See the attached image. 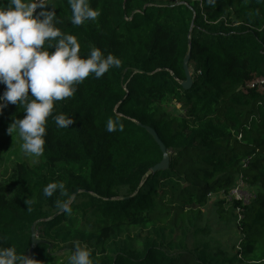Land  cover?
<instances>
[{"label":"trees","instance_id":"trees-1","mask_svg":"<svg viewBox=\"0 0 264 264\" xmlns=\"http://www.w3.org/2000/svg\"><path fill=\"white\" fill-rule=\"evenodd\" d=\"M52 2L81 55L98 47L121 64L55 102L40 161L16 162L0 180V246L26 255L33 226L39 241L29 256L38 264H64L55 253H72L76 242L94 264L264 258V85L245 86L264 77V0H89L100 15L81 26L70 23L67 0ZM187 54L192 83L183 88ZM57 114L74 123L57 128ZM23 115L12 104L0 111V156L14 145L8 125ZM109 118L123 131H106ZM139 124L165 145L166 169L146 174L162 153ZM239 174L247 203L219 196ZM50 182L64 193L46 197ZM57 201H68L71 215ZM230 226L239 234L231 245L215 236Z\"/></svg>","mask_w":264,"mask_h":264},{"label":"clouds","instance_id":"clouds-1","mask_svg":"<svg viewBox=\"0 0 264 264\" xmlns=\"http://www.w3.org/2000/svg\"><path fill=\"white\" fill-rule=\"evenodd\" d=\"M215 5L216 0H207ZM71 10L70 23L81 26L95 21L100 11L90 6L89 0H67ZM52 0H7L0 3V84L5 86L0 94V111L9 104L22 107V118H13L6 132L19 137L20 149L32 162L44 153L46 121L52 116L54 103L74 96L77 86L86 78H101L110 68L119 67L121 60L98 47L81 55L77 37L57 25L60 20ZM39 9V10H38ZM38 10V11H37ZM57 128H68L74 123L70 116L57 114ZM119 120L109 118L106 131H123ZM65 185L50 182L43 188L46 197ZM59 211L71 215L68 201L56 202ZM0 264H38V260L18 253L14 246H0ZM67 264H94L92 254L79 242L67 259ZM251 264H264V258Z\"/></svg>","mask_w":264,"mask_h":264},{"label":"rangeland","instance_id":"rangeland-1","mask_svg":"<svg viewBox=\"0 0 264 264\" xmlns=\"http://www.w3.org/2000/svg\"><path fill=\"white\" fill-rule=\"evenodd\" d=\"M169 109L173 110L174 112H181L179 109V104L176 103H172L169 106ZM13 140H14V145L9 149L4 150L0 156V180L6 177L10 173L12 166L16 162L24 161L28 164H34V162H32L30 158L26 157L21 151L20 149L21 141L19 140V137L17 135H14ZM39 159L40 158H38L37 162L40 161ZM237 232L238 230L234 228V226H230L229 229H220L219 232L215 233V236L219 238L220 241L228 242V243L230 241L231 244H235L238 241L237 237L239 236ZM34 233L36 238H38L37 233L36 232ZM231 244L229 243V245ZM71 254H72L71 251L65 248L58 250L55 253V256L59 258V262H63L64 264H67V259Z\"/></svg>","mask_w":264,"mask_h":264},{"label":"water","instance_id":"water-1","mask_svg":"<svg viewBox=\"0 0 264 264\" xmlns=\"http://www.w3.org/2000/svg\"><path fill=\"white\" fill-rule=\"evenodd\" d=\"M188 54L185 56V58L183 59V71H184V75H185V79L183 81H180V85L183 88H189L191 86L192 83V79H191V72L188 66ZM141 125V124H139ZM143 126L146 131L153 137L154 141L157 143V145L159 146V149L162 153V158L161 160L156 163L155 165H153L150 169L147 170L146 174H149L151 172L154 171H158V170H164L168 167V163H169V154L168 151L165 148V145L163 144V142L160 140V138L158 137L156 131L151 128L150 126L147 125H141ZM31 246L28 249L26 255H30L33 247L38 243L39 239L36 238L34 230H33V226H31Z\"/></svg>","mask_w":264,"mask_h":264},{"label":"built area","instance_id":"built-area-1","mask_svg":"<svg viewBox=\"0 0 264 264\" xmlns=\"http://www.w3.org/2000/svg\"><path fill=\"white\" fill-rule=\"evenodd\" d=\"M264 85V77L263 76H255L252 80L246 83V87L249 88H262ZM246 164V161L243 162ZM242 175L239 174L238 179L235 184L231 187V189L227 193H220L219 196L224 198V200L230 202L232 200H238L243 203H247L250 199V192L246 189L245 181L242 179ZM240 218V216H239Z\"/></svg>","mask_w":264,"mask_h":264}]
</instances>
